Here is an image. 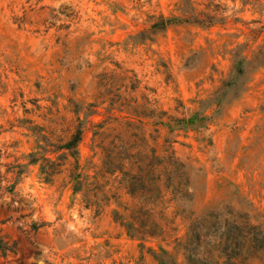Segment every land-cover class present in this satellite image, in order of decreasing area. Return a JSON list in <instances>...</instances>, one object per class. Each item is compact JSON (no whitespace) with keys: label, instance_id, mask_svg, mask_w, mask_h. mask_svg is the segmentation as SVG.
<instances>
[{"label":"rangeland","instance_id":"obj_1","mask_svg":"<svg viewBox=\"0 0 264 264\" xmlns=\"http://www.w3.org/2000/svg\"><path fill=\"white\" fill-rule=\"evenodd\" d=\"M190 16L211 24L151 28ZM263 25L264 0H0V264H216L232 224L264 237ZM195 113L198 128H176ZM79 122L74 194L68 164L44 182L31 160ZM124 150L174 171L159 198L107 173ZM141 222L156 234L130 236Z\"/></svg>","mask_w":264,"mask_h":264},{"label":"trees","instance_id":"obj_2","mask_svg":"<svg viewBox=\"0 0 264 264\" xmlns=\"http://www.w3.org/2000/svg\"><path fill=\"white\" fill-rule=\"evenodd\" d=\"M180 23H192L199 26H209L211 23L203 21V19L197 18L196 16L184 17L182 19H163L161 18L159 23L153 25L151 28L153 32H158L165 30L167 27L171 25H176ZM264 28V25L261 27ZM264 58V53H258V58ZM246 58L245 57H236L233 62V73L236 77H240L243 75L245 70ZM198 122L201 125L203 119L198 120V113L193 114L187 120H178L173 123L176 128H198ZM163 125V123H160ZM165 125V124H164ZM169 128L172 126L168 125ZM84 136V130L82 128L81 122L78 123L70 133L67 141L63 142L61 145H54V147L48 144L45 138H42V142L44 148L51 147L53 150L44 151V154H38L34 156L31 160V164H40V175L43 177L44 182H50L51 179L62 173V168L68 164V173H69V181L72 185V191L74 194L80 193L85 186L84 179L81 178V174L78 172L79 170V153L78 147L81 144ZM43 149V148H42ZM41 149V150H42ZM151 155L149 157H143L141 154H132L130 150H124L122 153V158L120 159L121 164L118 167H115L111 171H107L109 175H114L115 172H119L122 176L121 180H119L120 186L124 185L125 190L129 196L138 199L149 201L152 199H157L161 196V188L158 185L161 183L162 178L165 176L171 180L172 173L174 171H169L166 173L165 170H160L162 167V159L158 158L156 154L151 151ZM57 155L56 160H50L46 156ZM123 163H127L129 165V169L126 170L123 166ZM155 196V197H154ZM156 201V200H154ZM141 217H144L145 222L149 219V212L146 210H140ZM135 220V219H134ZM217 222V220H216ZM139 228L136 229L133 223H129L126 225V230L130 234V236H134L136 234L155 235L157 232V227L152 225L148 231L147 226L144 223H139ZM228 225H226L227 227ZM242 226L237 224H232V226L226 229L225 233H222L219 238V241L216 243L217 250L221 251L220 256L217 257L216 264H219V260L225 259L223 264H246L249 260L250 256H252L256 251L261 250L260 246L264 245V237L261 232L257 231V229L250 228L253 232H255V238L250 237L252 232H246ZM195 237L194 246L198 245V235L193 234ZM10 248L7 247L6 244H2L0 241V254L3 256L6 253L10 252ZM193 255V254H192ZM223 256V258H222ZM155 261L158 264H176L174 260L168 256L166 253L162 252L161 255H154Z\"/></svg>","mask_w":264,"mask_h":264}]
</instances>
